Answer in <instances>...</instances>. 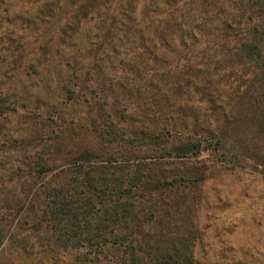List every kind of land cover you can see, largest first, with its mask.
Returning <instances> with one entry per match:
<instances>
[{"label": "rangeland", "instance_id": "rangeland-1", "mask_svg": "<svg viewBox=\"0 0 264 264\" xmlns=\"http://www.w3.org/2000/svg\"><path fill=\"white\" fill-rule=\"evenodd\" d=\"M43 3L0 0V102L8 108L0 116V264H119L108 253L100 256L108 262L86 263L78 258L80 250L65 247L60 191L74 178L71 161L77 154L103 149L84 125L88 118L120 128L150 124L148 113L137 107L145 104L144 88L160 83L164 67L130 70L122 64L131 48L126 43L97 68L73 72L67 51L55 54L57 47H45L46 25L38 20ZM130 96L135 98L125 101ZM258 121L255 114L253 127L240 120L228 126L229 145L223 148L204 138L201 151L189 158L146 162L145 172L167 176L139 197L149 210V195L166 190L157 204L163 218L146 225L144 233L178 243L179 259L168 264H264V133ZM141 151L132 158L156 152ZM138 264L165 263L146 256Z\"/></svg>", "mask_w": 264, "mask_h": 264}, {"label": "trees", "instance_id": "trees-1", "mask_svg": "<svg viewBox=\"0 0 264 264\" xmlns=\"http://www.w3.org/2000/svg\"><path fill=\"white\" fill-rule=\"evenodd\" d=\"M38 20L46 25L45 47L67 51L73 72L97 68L126 43L131 51L122 64L130 70L164 67L159 71L165 78L144 88L145 104L137 107L148 113L149 125L98 121L90 106L92 119L84 125L103 149L85 150L71 161L74 178L60 191L58 212L65 247L80 250L86 263L108 262L100 257L106 253L119 257V264H138L146 256L165 264L179 259L178 243L144 233L163 218L157 204L166 190L149 195V210L139 195L167 180L145 172L146 162L189 158L201 151L204 138L215 149L228 146V126L240 120L253 127L255 114L264 133V0H44ZM170 57L175 60L167 62ZM7 109L0 102V116ZM141 150L156 152L132 158Z\"/></svg>", "mask_w": 264, "mask_h": 264}]
</instances>
